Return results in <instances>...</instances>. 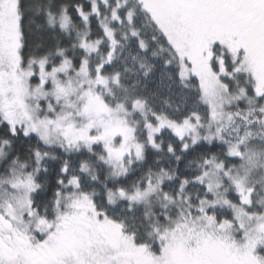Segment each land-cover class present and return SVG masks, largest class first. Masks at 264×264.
I'll list each match as a JSON object with an SVG mask.
<instances>
[{
    "label": "snow or ice",
    "instance_id": "snow-or-ice-1",
    "mask_svg": "<svg viewBox=\"0 0 264 264\" xmlns=\"http://www.w3.org/2000/svg\"><path fill=\"white\" fill-rule=\"evenodd\" d=\"M0 264H264V0H0Z\"/></svg>",
    "mask_w": 264,
    "mask_h": 264
}]
</instances>
